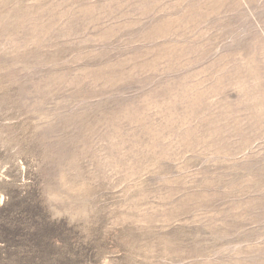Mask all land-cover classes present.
<instances>
[{
	"label": "rangeland",
	"instance_id": "obj_1",
	"mask_svg": "<svg viewBox=\"0 0 264 264\" xmlns=\"http://www.w3.org/2000/svg\"><path fill=\"white\" fill-rule=\"evenodd\" d=\"M264 264V0H0V264Z\"/></svg>",
	"mask_w": 264,
	"mask_h": 264
},
{
	"label": "clouds",
	"instance_id": "obj_2",
	"mask_svg": "<svg viewBox=\"0 0 264 264\" xmlns=\"http://www.w3.org/2000/svg\"><path fill=\"white\" fill-rule=\"evenodd\" d=\"M105 264H111V260H110V259L107 260V261L105 262Z\"/></svg>",
	"mask_w": 264,
	"mask_h": 264
}]
</instances>
